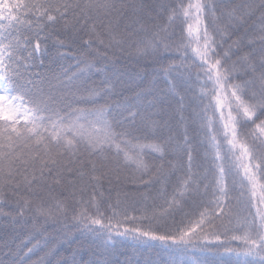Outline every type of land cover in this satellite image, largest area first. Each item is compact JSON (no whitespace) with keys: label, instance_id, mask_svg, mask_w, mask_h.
Instances as JSON below:
<instances>
[{"label":"snow or ice","instance_id":"6c2138e0","mask_svg":"<svg viewBox=\"0 0 264 264\" xmlns=\"http://www.w3.org/2000/svg\"><path fill=\"white\" fill-rule=\"evenodd\" d=\"M0 264H264V0H0Z\"/></svg>","mask_w":264,"mask_h":264},{"label":"trees","instance_id":"16d2710c","mask_svg":"<svg viewBox=\"0 0 264 264\" xmlns=\"http://www.w3.org/2000/svg\"><path fill=\"white\" fill-rule=\"evenodd\" d=\"M56 54V49L54 48L53 44L51 41L47 43V51L43 52L42 55L40 56L41 59L44 60V65L40 66L39 62L37 61V67L33 69V71H38V72H46L48 67L50 66V60L53 56ZM65 63H73L72 61H66ZM125 67L128 70L131 71H136L137 68L134 64H126ZM124 247L128 250V253L131 254V249H132V244L130 241H125L124 242ZM150 250L147 248V246H144V253L149 254ZM151 256L153 259H167V254L166 253H161L159 257L155 255V250H151L150 252ZM142 259V257H140Z\"/></svg>","mask_w":264,"mask_h":264}]
</instances>
